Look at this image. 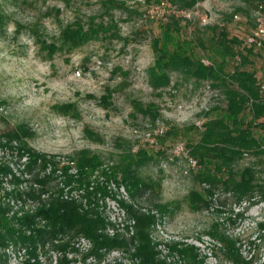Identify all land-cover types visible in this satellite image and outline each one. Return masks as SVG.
I'll return each instance as SVG.
<instances>
[{"label":"rangeland","instance_id":"1","mask_svg":"<svg viewBox=\"0 0 264 264\" xmlns=\"http://www.w3.org/2000/svg\"><path fill=\"white\" fill-rule=\"evenodd\" d=\"M172 6L165 0H0V134L25 126L28 146L49 162L67 164L74 179L72 160L81 151L98 154L102 161L81 189L75 186L67 191L58 165L48 163L45 170L29 172L23 167L26 158L16 155L18 143L11 141V150L0 149V163L22 179L15 185L7 175L0 197L8 199L5 191L13 187L32 186L40 199L58 188L79 198L86 184L89 189L105 186L135 208L168 205L166 213L156 212L151 235L169 264H180L169 248L174 242L197 246L206 257L205 264H232L218 239L220 233L237 238L242 254L252 255L254 264H264V199L236 202L219 187L208 207L192 209L188 193L201 187L192 176L198 165L183 139L169 135L164 144L157 140L174 126L202 128L204 112L225 104L221 90L208 80L169 72L168 85L152 81L153 39L160 24L174 15ZM178 9L190 17L175 15L181 19L180 36L192 40V50L205 64L209 63L207 53L197 45L196 36L206 38V26H224L229 36L239 37L243 47L259 19H264V11L245 0H200L192 8ZM75 33L86 37L77 45L69 44ZM262 46L255 47L258 54L251 57L248 68L255 70L264 93ZM186 130L193 136L194 130ZM139 148L151 155L139 173L153 182L154 191L144 190L131 198L102 171ZM247 164H254L257 178L264 179V153L245 155L238 166ZM41 180L44 185L39 184ZM9 199L13 207L8 215L14 210L18 214L32 211L39 204L32 197L22 202ZM98 204L120 232L132 233L131 227L124 229L123 224L130 221L116 201L107 197ZM53 244L45 239L33 255L22 243L9 240L0 246V264H60L63 251ZM72 244L77 250H66L69 264H134L120 249L90 254V243L83 237Z\"/></svg>","mask_w":264,"mask_h":264},{"label":"trees","instance_id":"2","mask_svg":"<svg viewBox=\"0 0 264 264\" xmlns=\"http://www.w3.org/2000/svg\"><path fill=\"white\" fill-rule=\"evenodd\" d=\"M146 1L159 3L162 0ZM165 1L187 9L200 0ZM245 1L264 11V0ZM166 19V22L160 24L159 34L152 43L155 53L151 68L152 81L158 86H166L169 84V72H179L193 77L195 81H210L212 87L221 90L225 100L224 106L213 107L204 112L202 128L189 126L190 130H194L193 136L187 135L186 129L174 126L157 137L160 144H164L169 135L173 139H183L189 156L198 165L192 176L194 182L201 187L189 191L190 207H208L219 187L227 190L236 202L264 199V179L257 178L254 164L238 166L245 155L259 156L264 153V93L255 70L248 68V64L252 63L251 57L258 54L255 47H241L239 37L229 36L224 26H206L207 37L196 36L197 45L207 53L209 63L205 64L192 50V40L181 38V19L175 15ZM85 37L86 34L75 33L69 38V44L77 45ZM27 136L29 131L21 124L13 130L3 132L0 134V149L11 150L9 142L16 141V155L26 158L23 167L29 172L45 170L48 163L53 167L58 165L62 170L63 184L68 187L67 191L75 186L81 189L89 174L102 165L98 154L81 151L77 159L72 160L74 166L71 167L75 168L76 175L74 179L75 176L68 174L67 164L49 162L44 154L30 148L25 139ZM163 152L164 150L160 151ZM149 159L151 155L145 149L129 151L110 170L104 169L102 175L117 186L122 185L131 198L144 190L154 191L153 182L143 179L139 173L141 165ZM7 175L11 176L10 181L15 185L22 179L6 163L1 162L0 189ZM34 175L37 177V174ZM39 184L45 183L41 180ZM63 191V188H58L46 194L45 199L37 197L32 186L26 190L13 187L5 191L8 199L0 197V246L12 240L22 243L28 252L35 255L37 245L43 244L45 239L52 244L53 240H58L59 243L53 245L63 251L59 262L69 264L66 250L76 251L72 241L83 237L90 243V254L95 256H100L102 251L120 249L134 264H169L165 257H161L158 242L151 235L157 222L156 212L159 215L166 213L168 205L153 204L155 212L152 208H135L125 200L116 198L115 193L105 186L89 189L86 184L79 198ZM10 197L21 202L25 197L37 198L39 204L32 211L26 210L18 214L14 210L8 215L13 207ZM107 197L116 201L126 213L130 223L123 225L126 231L131 227L130 235L120 232L104 214L103 206L98 201ZM220 234L218 239L224 247L226 258L232 264H254L252 255L242 254L237 238L226 233ZM169 248L176 252L180 264H205V255L194 244L174 242Z\"/></svg>","mask_w":264,"mask_h":264},{"label":"built area","instance_id":"3","mask_svg":"<svg viewBox=\"0 0 264 264\" xmlns=\"http://www.w3.org/2000/svg\"><path fill=\"white\" fill-rule=\"evenodd\" d=\"M171 9L174 15L183 16L185 18L186 17L190 18L185 13V11L176 8V6H172ZM244 43L250 46L257 47V48L264 45V19H259V24L256 30L245 38Z\"/></svg>","mask_w":264,"mask_h":264}]
</instances>
